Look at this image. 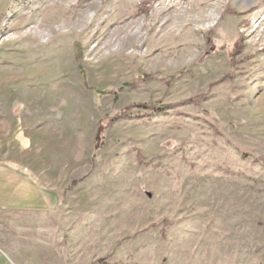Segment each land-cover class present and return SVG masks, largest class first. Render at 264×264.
Wrapping results in <instances>:
<instances>
[{"label": "rangeland", "instance_id": "374dc122", "mask_svg": "<svg viewBox=\"0 0 264 264\" xmlns=\"http://www.w3.org/2000/svg\"><path fill=\"white\" fill-rule=\"evenodd\" d=\"M0 159V264H264V0H0Z\"/></svg>", "mask_w": 264, "mask_h": 264}, {"label": "crops", "instance_id": "0c3cea01", "mask_svg": "<svg viewBox=\"0 0 264 264\" xmlns=\"http://www.w3.org/2000/svg\"><path fill=\"white\" fill-rule=\"evenodd\" d=\"M59 201L55 192L41 183V170L0 159L1 213L17 217L14 221L21 217L25 225L41 226V211Z\"/></svg>", "mask_w": 264, "mask_h": 264}, {"label": "trees", "instance_id": "16d2710c", "mask_svg": "<svg viewBox=\"0 0 264 264\" xmlns=\"http://www.w3.org/2000/svg\"><path fill=\"white\" fill-rule=\"evenodd\" d=\"M119 91H120V90H114L115 96H118ZM147 105H148V104H144V106H147ZM154 107H156V108H158V109H162L164 106H154ZM103 125H104L103 122H101V124H100V126H99V129H98V132H97V140H99L100 137H101L100 134H101L102 129L104 128Z\"/></svg>", "mask_w": 264, "mask_h": 264}]
</instances>
